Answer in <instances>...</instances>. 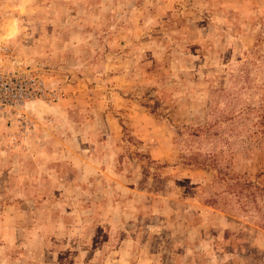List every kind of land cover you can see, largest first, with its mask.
I'll use <instances>...</instances> for the list:
<instances>
[{"label":"rangeland","instance_id":"1","mask_svg":"<svg viewBox=\"0 0 264 264\" xmlns=\"http://www.w3.org/2000/svg\"><path fill=\"white\" fill-rule=\"evenodd\" d=\"M263 25L264 0H0V86L38 88L0 89V264H264L227 167L264 142Z\"/></svg>","mask_w":264,"mask_h":264},{"label":"trees","instance_id":"2","mask_svg":"<svg viewBox=\"0 0 264 264\" xmlns=\"http://www.w3.org/2000/svg\"><path fill=\"white\" fill-rule=\"evenodd\" d=\"M264 40V25L262 31H260L256 36V44ZM262 134H264V117L261 120ZM251 157L254 158L250 164L242 166L240 169L242 172H235L233 165H228L227 167L232 171L229 175L230 178L238 179L236 180L240 188H248L249 193L252 195L259 190L261 195L264 196V142L262 144L254 146ZM257 156V157H256ZM228 172H225L227 174ZM223 174V172H222ZM252 191V192H251ZM256 196V194H254Z\"/></svg>","mask_w":264,"mask_h":264},{"label":"built area","instance_id":"3","mask_svg":"<svg viewBox=\"0 0 264 264\" xmlns=\"http://www.w3.org/2000/svg\"><path fill=\"white\" fill-rule=\"evenodd\" d=\"M6 80H3L1 78V85L0 89L3 91V99L1 100L2 106H15L17 104H20L26 97H28L34 89H38L34 83L33 80H30V78H16L10 80L9 78H5ZM10 81L18 87V91L16 93H13V89L11 87Z\"/></svg>","mask_w":264,"mask_h":264}]
</instances>
